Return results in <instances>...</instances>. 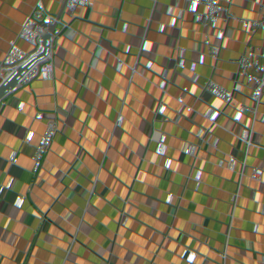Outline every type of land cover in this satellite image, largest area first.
I'll return each instance as SVG.
<instances>
[{"label": "crops", "instance_id": "0c3cea01", "mask_svg": "<svg viewBox=\"0 0 264 264\" xmlns=\"http://www.w3.org/2000/svg\"><path fill=\"white\" fill-rule=\"evenodd\" d=\"M53 1L66 11L73 5V0ZM85 1L103 8L102 17L88 21V27L112 37L128 23L135 24L140 14L147 15L149 7L166 12L177 4L182 18L191 19L198 12L213 10L218 0ZM233 8L242 26L241 48L252 66L249 74L254 76L264 39V2L234 0ZM9 45L19 47L7 60L21 72L35 71L37 47L30 16L23 9L0 12V46ZM227 45L226 36L194 34L174 52L155 56L147 66L137 64L138 71L132 75L123 65L125 41L113 46L86 44L80 63L72 66V81L65 58L58 62L59 99L47 115L48 137L32 141L24 137L29 106L35 100L31 90L6 102L0 108V132L6 143L16 146L15 158L20 162L10 179L11 209H0V264L7 249L15 251V264H190L193 239L209 236L207 220L200 217L185 237L161 215L170 209L186 219L192 217L195 191L206 174L220 175L219 161L202 156L219 148V139L212 126L178 115L179 132L186 139L175 154L183 160L178 169L175 160L151 150L146 130L155 121L152 109L157 95L171 88L166 73L190 72L204 53L221 62ZM224 102L223 96L213 98L216 114ZM139 188L142 197L137 195ZM196 211L203 213L199 207ZM141 218L146 222L141 223ZM137 226L156 243L144 240ZM118 236H122L120 246L114 243ZM167 239L180 242L174 255L161 246ZM216 241V248L222 243L238 244L227 236L226 228ZM198 254L211 258L210 264H241L217 251L211 254L207 243Z\"/></svg>", "mask_w": 264, "mask_h": 264}, {"label": "built area", "instance_id": "2783aa9c", "mask_svg": "<svg viewBox=\"0 0 264 264\" xmlns=\"http://www.w3.org/2000/svg\"><path fill=\"white\" fill-rule=\"evenodd\" d=\"M233 6L234 0H218L213 10L198 12L191 19L182 18L177 4L166 12L149 7L147 15L140 14L135 24L128 23L117 36L111 37L100 36L87 25L88 21L103 15L102 5L98 2L73 0L72 8L66 11L53 0H0V12L10 9L28 12L37 47L35 71L21 72L6 58L19 46H0V108L15 97L25 96L28 90L35 96L29 106V120L24 130L28 141L50 135L46 121L59 99L58 62L65 58L66 73L72 81V66L80 63L86 44L97 42L113 46L125 41L123 65L135 75L137 64L147 66L155 56L174 52L178 46L187 43L191 35L227 37V55L221 62L204 53L202 61L195 62L190 72L181 69L176 74L173 71L166 73L165 81L171 83V88L157 95L156 106L152 109L155 121L146 130L145 140L151 150L163 158L175 160L174 166L178 169H182L183 160L177 159L175 154L182 144H186L179 132L178 115L212 126L219 139V148L203 152L202 156L219 161L220 175L206 174L195 191L196 206L192 217L186 219L170 209L161 215L165 223L185 237L193 231L200 217L207 220L209 236L199 235L193 239L189 247L191 256L187 258L190 264L211 263V258L198 254L206 243L210 245L211 254L217 251L241 264H264V69L261 67L264 39L257 51V74L251 76L249 55L241 48L242 26ZM216 96L225 98L219 114L213 110ZM17 153L16 146L6 143L0 132V183L1 168L6 163L3 156L15 154L16 157ZM19 162L14 158L9 164L8 180L0 188L1 210L11 209L10 179ZM164 173L167 174L166 168ZM171 186L176 188L175 182ZM137 195L142 197L141 188ZM196 207L203 213H197ZM118 217L123 219V210ZM140 222L145 223L146 218H141ZM223 228L229 238L237 240L236 246L222 243L216 248L217 237ZM135 230L143 235L144 240L154 242L143 234L141 226ZM121 242L122 236L114 240L117 246ZM179 244L167 239L161 246L174 255ZM197 256L200 261L195 263ZM15 262V251L5 250L1 264Z\"/></svg>", "mask_w": 264, "mask_h": 264}, {"label": "water", "instance_id": "95a60500", "mask_svg": "<svg viewBox=\"0 0 264 264\" xmlns=\"http://www.w3.org/2000/svg\"><path fill=\"white\" fill-rule=\"evenodd\" d=\"M3 157H5L6 163L1 168L2 182L0 183V188H2L4 183L8 180L7 171H8V168H9V164L15 158V154H11V155H8V156H3Z\"/></svg>", "mask_w": 264, "mask_h": 264}]
</instances>
